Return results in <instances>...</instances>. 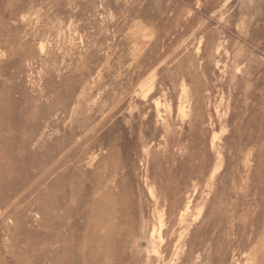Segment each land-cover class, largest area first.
<instances>
[{
	"label": "rangeland",
	"instance_id": "rangeland-1",
	"mask_svg": "<svg viewBox=\"0 0 264 264\" xmlns=\"http://www.w3.org/2000/svg\"><path fill=\"white\" fill-rule=\"evenodd\" d=\"M0 264H264V0H0Z\"/></svg>",
	"mask_w": 264,
	"mask_h": 264
},
{
	"label": "bare ground",
	"instance_id": "bare-ground-1",
	"mask_svg": "<svg viewBox=\"0 0 264 264\" xmlns=\"http://www.w3.org/2000/svg\"><path fill=\"white\" fill-rule=\"evenodd\" d=\"M186 207L183 209L184 211L182 212V216L186 215L189 211V206L188 205H185ZM181 214V213H180ZM161 217V216H160ZM182 219V218H181ZM196 220V219H195ZM162 223L159 224V227L157 229L155 228H152L151 230V233H150V247L152 248V253L154 255H158L159 254V251L157 248H154V240L156 239V237L160 238V232H161V229H162ZM160 243V242H159Z\"/></svg>",
	"mask_w": 264,
	"mask_h": 264
}]
</instances>
